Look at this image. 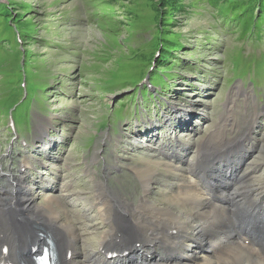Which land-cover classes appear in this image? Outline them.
Returning a JSON list of instances; mask_svg holds the SVG:
<instances>
[{"label": "rangeland", "instance_id": "374dc122", "mask_svg": "<svg viewBox=\"0 0 264 264\" xmlns=\"http://www.w3.org/2000/svg\"><path fill=\"white\" fill-rule=\"evenodd\" d=\"M229 1L0 0V197L31 193L43 207L4 214L60 231L53 218L67 212L82 239L66 242L83 264L102 251V185L137 204L146 159L187 169L212 141L246 135L254 149L242 168L263 186L264 40L242 36L255 7ZM161 170L159 203L176 185Z\"/></svg>", "mask_w": 264, "mask_h": 264}, {"label": "bare ground", "instance_id": "6f19581e", "mask_svg": "<svg viewBox=\"0 0 264 264\" xmlns=\"http://www.w3.org/2000/svg\"><path fill=\"white\" fill-rule=\"evenodd\" d=\"M215 142L208 145L209 151L200 152L193 166L187 169L180 164L151 159L142 162V169L136 171L142 184V196L137 204L122 191L102 185L104 191L98 194L94 206L106 223L100 243L102 251L89 253L83 264H117L103 256L113 247L132 249L133 259L123 258V264H264L259 255L264 251V185L258 187L256 178L249 183L256 169L236 173L238 176L229 180L226 177L233 167L221 166L210 178L208 173L214 170L215 163L229 157L228 148L236 141L221 139ZM204 153L210 154L206 157L209 163L201 170L199 160ZM161 166L165 167L162 177L172 178L176 185L174 190L170 189L173 186H167L159 203L151 200L150 195L155 178L162 173ZM12 190H9L10 198L3 194L0 200L7 197L15 202L18 200L17 208L42 210L31 193L16 199ZM49 201L56 214L54 204L62 207V200L52 198ZM5 212L10 209L0 201V240L4 241L0 244V254L4 243L14 245L24 241L30 233L26 222L19 220L21 214ZM64 214L65 221L62 216L53 218L60 231L56 227L50 230L63 243L80 241L82 235L78 228L69 222L67 212ZM247 240L252 243L244 245ZM159 250L164 252L160 258L157 256ZM66 257L64 254L63 264H70Z\"/></svg>", "mask_w": 264, "mask_h": 264}, {"label": "trees", "instance_id": "16d2710c", "mask_svg": "<svg viewBox=\"0 0 264 264\" xmlns=\"http://www.w3.org/2000/svg\"><path fill=\"white\" fill-rule=\"evenodd\" d=\"M209 1L213 4L215 1H218V0H209ZM243 1H246V0H236V1L234 0L233 2L232 0H230L229 2L232 3V6H235V7L237 6L238 8L242 5ZM247 1L251 3L252 8L255 7L252 12V15L255 14V22L251 24L250 21L245 20V19L241 21L240 26H241L242 36L247 37L249 34H252V36H254L258 42H262L264 40V0H247ZM8 10L9 11H6L4 13V16H7L8 14H10V9ZM257 14H258V17H257ZM242 16H244L242 15V13L239 16H236L234 21L237 23L240 22V20L243 19ZM17 20H20V19H17ZM228 20L229 19H227V21ZM172 50H173L172 48L167 49L164 54L162 53L160 57L156 58V63L158 62L157 63L158 68L156 70L157 73H159L162 70L160 69L159 61H163V60H160V59L165 58L167 53L173 54ZM155 76H157V74ZM165 78L170 81L168 77H165ZM154 80L155 79L153 77L152 84L156 86L158 83L154 82ZM163 88H164V85H163ZM147 95H148V92L143 93L144 97H147Z\"/></svg>", "mask_w": 264, "mask_h": 264}]
</instances>
